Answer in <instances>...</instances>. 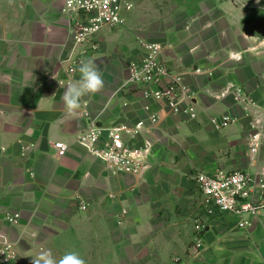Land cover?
Wrapping results in <instances>:
<instances>
[{"label":"crops","instance_id":"0c3cea01","mask_svg":"<svg viewBox=\"0 0 264 264\" xmlns=\"http://www.w3.org/2000/svg\"><path fill=\"white\" fill-rule=\"evenodd\" d=\"M63 2L0 0V232L20 252L36 225L86 219L91 233L84 241H102L103 257L120 264H264V207L244 216L243 227L232 215L208 216L194 182L199 172L264 177V126L252 156L247 114L264 117V0L135 1L124 23L102 30L98 50L85 57L102 73L104 87L83 97L71 115L62 97L80 74L63 71L62 60L74 49ZM143 40L162 45L163 60L190 89L195 119L122 87ZM240 89L254 104L238 100ZM221 115L234 121L216 129L209 120ZM90 121L107 128L143 121L134 141L148 152L138 175L111 173L74 142ZM56 141L68 145L62 157ZM12 213L19 218L9 225Z\"/></svg>","mask_w":264,"mask_h":264},{"label":"built area","instance_id":"2783aa9c","mask_svg":"<svg viewBox=\"0 0 264 264\" xmlns=\"http://www.w3.org/2000/svg\"><path fill=\"white\" fill-rule=\"evenodd\" d=\"M135 1L137 0H64L61 12L69 21V34L74 47L62 60L63 71L67 76L74 75L85 57L98 50L97 36L102 30L124 23V13L132 9ZM139 45L142 55L128 62L122 87L141 91L146 100L161 102L171 114L187 120L195 119L197 112L191 101L190 89L184 84L182 76L172 71L163 60L162 45L144 40ZM236 96L238 100L245 97L247 102L254 104L242 94L241 89L236 91ZM247 114L251 117L252 143L249 152L253 156L259 148L264 117L257 116L256 113ZM148 120L155 124L158 116L152 113ZM233 121V117L221 115L211 117L209 123L220 129ZM143 128V121L109 128L90 121L86 130L76 135L74 142L92 157L102 161L111 173L136 176L140 173L142 159L148 152L146 146L138 147L134 141ZM52 146L59 157L68 150V145L63 141H56ZM194 182L208 216L232 215L238 218V226L243 227L248 225L244 216L255 215L264 207V203H260L261 194L264 192L263 176L241 170L217 171L214 174L199 172L194 177ZM18 218V213H12L5 220L13 225ZM196 245H200L199 239L196 240ZM14 255L15 242L8 234L0 232V264L6 263Z\"/></svg>","mask_w":264,"mask_h":264},{"label":"rangeland","instance_id":"374dc122","mask_svg":"<svg viewBox=\"0 0 264 264\" xmlns=\"http://www.w3.org/2000/svg\"><path fill=\"white\" fill-rule=\"evenodd\" d=\"M89 225L90 223L86 219H69L65 223L44 227L36 225L35 230L37 234H29L26 237V242L20 243L23 244L22 251L18 252L15 248L14 257L4 264H31V257H35L43 249H51L57 258L66 251H76L86 261V264H120L119 259L103 257L102 253L106 249V246L102 241H84L85 237L83 235L91 233ZM93 228L95 231L101 230L99 222L94 221ZM40 234H61L64 237L58 242L43 241L40 239ZM86 251L91 253V256L88 258L83 256ZM140 260L152 262L153 259H131L132 264H138ZM178 260L173 259V261Z\"/></svg>","mask_w":264,"mask_h":264},{"label":"clouds","instance_id":"9594fccd","mask_svg":"<svg viewBox=\"0 0 264 264\" xmlns=\"http://www.w3.org/2000/svg\"><path fill=\"white\" fill-rule=\"evenodd\" d=\"M77 70L80 74L79 79L67 85L62 97L69 115L81 108L83 97L95 94L104 87L102 73L93 61H82ZM31 258V264H86V261L76 251H66L57 258L51 249H43Z\"/></svg>","mask_w":264,"mask_h":264},{"label":"water","instance_id":"95a60500","mask_svg":"<svg viewBox=\"0 0 264 264\" xmlns=\"http://www.w3.org/2000/svg\"><path fill=\"white\" fill-rule=\"evenodd\" d=\"M86 130V127L83 126L82 128H79V130L76 132V134L82 133Z\"/></svg>","mask_w":264,"mask_h":264}]
</instances>
